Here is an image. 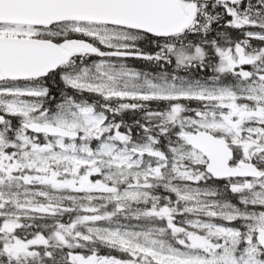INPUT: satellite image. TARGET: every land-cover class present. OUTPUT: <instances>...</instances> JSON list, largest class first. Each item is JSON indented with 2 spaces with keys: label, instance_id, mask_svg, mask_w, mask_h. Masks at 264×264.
<instances>
[{
  "label": "snow or ice",
  "instance_id": "obj_1",
  "mask_svg": "<svg viewBox=\"0 0 264 264\" xmlns=\"http://www.w3.org/2000/svg\"><path fill=\"white\" fill-rule=\"evenodd\" d=\"M0 264H264V0H0Z\"/></svg>",
  "mask_w": 264,
  "mask_h": 264
}]
</instances>
